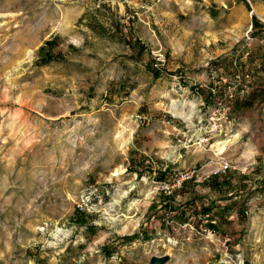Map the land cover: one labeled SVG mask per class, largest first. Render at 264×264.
<instances>
[{"label":"rangeland","instance_id":"rangeland-1","mask_svg":"<svg viewBox=\"0 0 264 264\" xmlns=\"http://www.w3.org/2000/svg\"><path fill=\"white\" fill-rule=\"evenodd\" d=\"M259 105L264 0H0V264H264Z\"/></svg>","mask_w":264,"mask_h":264},{"label":"built area","instance_id":"built-area-1","mask_svg":"<svg viewBox=\"0 0 264 264\" xmlns=\"http://www.w3.org/2000/svg\"><path fill=\"white\" fill-rule=\"evenodd\" d=\"M236 79L237 80H236L235 87H238L239 89H241L240 90L241 94H244L247 91V83L245 81V78L243 76H236ZM224 82L227 83L228 81L225 80ZM230 89H232V88H229V90ZM227 109L229 110L230 108H227ZM217 112H215L213 114V116H211V120H213L211 122L213 123V125H212V128L207 127L211 130L207 134H212L213 137H216V135H222L224 133L225 136H227L228 134L232 133L234 129H236L237 122L234 119L229 120L227 117H223L224 122L220 123L221 119L218 120L215 118L217 116V115H215ZM199 137L200 136H198V139H199ZM208 140H209L208 138H205L204 140H201V143L207 142ZM189 143H190V146L193 145L192 139L189 141ZM219 156H223V154L218 155V157ZM204 168L205 167H203V166L196 167V168H190V169H187V170L175 175V177H173L169 181L155 182L154 186H153L154 191H158V190L171 191V190H174L175 187L181 186L184 182H187V181H190V180L196 179V178L199 179L200 176L202 175L201 172L204 170ZM230 168H231V165H230L229 161H226L222 157L220 159L219 166L216 169L210 171L208 177H211L213 175L216 176V175L226 174L230 170ZM208 217H209V215H207L205 218H208Z\"/></svg>","mask_w":264,"mask_h":264},{"label":"crops","instance_id":"crops-1","mask_svg":"<svg viewBox=\"0 0 264 264\" xmlns=\"http://www.w3.org/2000/svg\"><path fill=\"white\" fill-rule=\"evenodd\" d=\"M260 84H261L260 81H257L256 88H262V86ZM258 92H260V91H258ZM253 94L255 95V93H253ZM256 105L257 104H255V106ZM259 107H264V106L259 105ZM250 111H251V109H250ZM250 111H243V113H240L239 123H238V127H236V130L239 128V131L241 134H243V132H248V130L251 129V127H252V123H250L251 120L249 118ZM193 131H194V129L192 128L190 131L187 130L186 132H183V135H186L187 137H189L190 135H192L191 133ZM193 135H195L194 138L195 137L198 138V136H200V132L197 131V133L193 134ZM193 146L194 145H192L191 147H193ZM232 146H234V147L237 146V150H240V151L243 150L244 151V153H242V155H241V159L243 158L242 160L244 162V166L242 167V169H246V168L250 169L251 168L250 170L254 173L253 175H254L256 181L257 180L264 181V157L259 156L261 154V152H260L261 144H260V140L256 139V133L254 132L252 134V140H250L248 143L243 142V143L239 144V141H238L235 143V145H232ZM223 154H225V153H223ZM240 154H241V152H240ZM220 159L221 158L218 157V155L217 156L215 155V157L212 159L213 162L216 160L215 168H217L219 166ZM223 159L231 162L226 157H223ZM255 163L259 164V166L257 167V171H254V168H252V165ZM199 164H201V163H199ZM205 168L210 170V168H208V167H205ZM240 168L241 167H239V170H241ZM262 197H264V194L262 195Z\"/></svg>","mask_w":264,"mask_h":264},{"label":"trees","instance_id":"trees-1","mask_svg":"<svg viewBox=\"0 0 264 264\" xmlns=\"http://www.w3.org/2000/svg\"><path fill=\"white\" fill-rule=\"evenodd\" d=\"M255 28V26H253V29ZM56 58L55 57H49V58H45V59H42L43 60V64H47V63H49L50 61H53V60H55ZM154 75H155V77L156 78H158L159 77V73L158 72H154ZM247 107H250L251 106V102H246V103H244ZM209 211H211V208H209V207H207V208H205V209H203V213H207V212H209ZM209 228H211V229H214V230H216V227H215V225H213L212 223H208V225H207Z\"/></svg>","mask_w":264,"mask_h":264},{"label":"water","instance_id":"water-1","mask_svg":"<svg viewBox=\"0 0 264 264\" xmlns=\"http://www.w3.org/2000/svg\"><path fill=\"white\" fill-rule=\"evenodd\" d=\"M169 261V256H154L150 259L149 264H168Z\"/></svg>","mask_w":264,"mask_h":264},{"label":"bare ground","instance_id":"bare-ground-1","mask_svg":"<svg viewBox=\"0 0 264 264\" xmlns=\"http://www.w3.org/2000/svg\"><path fill=\"white\" fill-rule=\"evenodd\" d=\"M174 106H175V111H176L178 109V105L175 103Z\"/></svg>","mask_w":264,"mask_h":264}]
</instances>
